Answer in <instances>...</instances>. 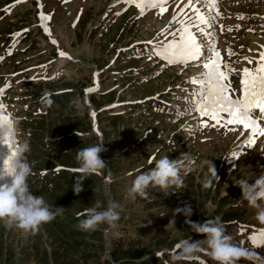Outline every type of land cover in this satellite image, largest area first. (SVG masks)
<instances>
[{
	"label": "rangeland",
	"instance_id": "rangeland-1",
	"mask_svg": "<svg viewBox=\"0 0 264 264\" xmlns=\"http://www.w3.org/2000/svg\"><path fill=\"white\" fill-rule=\"evenodd\" d=\"M185 4L176 3L163 13L146 9L141 14L135 4H126L124 0H0V40L4 45L0 55L4 54L1 52L5 45L14 48L0 60V87L8 82L7 88L0 92V105H3L0 127L14 124L16 133L14 145L0 143V184L10 182L2 173L4 160L15 147L27 143L30 150L25 155L32 166L28 177L30 191L42 195L54 213L57 207H63L35 234L0 223V234L15 259H20L19 264L43 263V253L52 251L47 232L63 237L57 227L81 230L78 218L96 200L116 202L119 219L108 231L104 225L93 232L82 231L88 239L73 254V264H125L115 258L123 249L132 247L154 250L131 264H172L167 256L175 243L182 238H198L184 224V217L173 211L185 204L192 207L193 221L219 217L242 248H249L244 244L247 235L243 234L264 233V225L257 223L254 210L241 199L239 189L234 186L237 179L246 175L255 179L264 174L263 138L248 146L244 142L249 137V129L222 126L208 117L199 118L196 113L186 112V105L180 101L181 94L190 90L188 81L199 78L204 69L202 66L200 69L169 68L157 57L160 46L171 42V33L178 30V25L170 22ZM197 7L205 11L204 5L198 3ZM255 9L256 12H251V24L256 32L248 41L259 34L258 25L264 27V0H259ZM42 14L47 23L41 22ZM260 35H264V29ZM242 39L245 43L247 37ZM203 43L206 50L207 45ZM242 44L230 43L234 53L226 67L230 75L239 76L238 72L244 68L254 70L260 53L264 52L253 51L257 47L254 44L250 53L256 55L255 62L235 61V51ZM146 46L150 50L146 51ZM63 93H67L66 97L57 105H39L45 96ZM224 119L226 115L222 116ZM66 126L70 129L68 132L58 133V128ZM36 128L64 135L68 140L80 135L81 142L70 147L71 157L66 162L76 157V149L104 143L101 158L105 168L98 175L87 176L89 185H82V189H90L88 203L79 207L71 200L62 199L63 205L57 206L49 198L72 190L74 183L62 174L50 177L58 166L48 168L56 160L45 142L31 136ZM239 149L243 151L239 153ZM165 155L182 161V187L166 192L149 188L146 198L132 200L128 189L135 176L154 167L155 161ZM65 158L60 161L64 168L75 167L63 163ZM210 165L215 167V176L209 171ZM33 179L37 183L41 179L54 182L48 189L39 190L33 186L37 184ZM72 195L75 194H67L74 199ZM170 220L174 223H169ZM248 242L264 253L263 245ZM202 254L207 255L197 254L187 264H205ZM206 264L213 262L208 260Z\"/></svg>",
	"mask_w": 264,
	"mask_h": 264
},
{
	"label": "clouds",
	"instance_id": "clouds-1",
	"mask_svg": "<svg viewBox=\"0 0 264 264\" xmlns=\"http://www.w3.org/2000/svg\"><path fill=\"white\" fill-rule=\"evenodd\" d=\"M0 143L8 146L16 143L14 124L6 123L0 127ZM103 145V142H99L77 152L76 171L82 177L98 175L105 168L106 164L101 158L105 151ZM29 150L27 143H21L3 162L2 173L10 182L0 184V223L14 225L24 233L35 234L42 225L51 222L63 207H57L54 213L42 195H34L30 191L28 177L32 174V166L25 155ZM181 165L180 160L169 159L167 155L161 157L155 161L154 167L135 176L128 189V196L132 200L137 197L146 198L149 188L162 192L173 187L180 189L183 184L180 176ZM209 171L213 176L216 175L214 165H210ZM234 186L239 189L241 199L254 210L257 223L264 225V174L255 179L246 175L237 179ZM204 187L207 188L208 183ZM72 191L79 195L82 191L81 183H75ZM118 207L111 200L106 203L96 200L91 207L85 209V218L79 222V228L85 232L96 231L101 225L105 226V231L114 228L119 219ZM173 211L184 217V224L198 238L179 239L169 256L172 264H187L200 253H206L213 264H264V254L252 248L238 246L219 217L203 222L193 221V210L189 204ZM169 223L174 221L170 220Z\"/></svg>",
	"mask_w": 264,
	"mask_h": 264
},
{
	"label": "snow or ice",
	"instance_id": "snow-or-ice-1",
	"mask_svg": "<svg viewBox=\"0 0 264 264\" xmlns=\"http://www.w3.org/2000/svg\"><path fill=\"white\" fill-rule=\"evenodd\" d=\"M170 2L171 0H124L126 4H135L141 14L146 9H158L163 13ZM199 2L200 0H187L184 8H180L179 13L172 16L170 23H176L178 30L171 33L172 41L166 45L162 44L156 54L170 65H187L189 62L201 59L205 47L203 40L198 39L197 34L207 40L211 54L202 63L204 71L199 78L188 81L198 85L200 90L193 91L190 98H185V104L188 105L185 111L197 113L201 117L207 116L222 126L237 125L249 129V137L244 143L251 146L255 142V136H264V128L255 118L258 113L259 119L264 120V52L260 53V59L256 62L257 66L254 70L243 69L240 76L242 98H233L228 91L230 87L228 72L221 70L220 56L215 50V42L209 30L214 19L211 15V5H214L215 0H205L206 12L197 7ZM44 19L42 15L41 20ZM60 55L63 56L64 53L61 52ZM224 67L226 68L227 65ZM2 107L3 105H0V108ZM223 115H226L224 120H222ZM235 155L234 152L233 156ZM250 239L254 246L264 245V233H261L259 238L252 236Z\"/></svg>",
	"mask_w": 264,
	"mask_h": 264
},
{
	"label": "trees",
	"instance_id": "trees-1",
	"mask_svg": "<svg viewBox=\"0 0 264 264\" xmlns=\"http://www.w3.org/2000/svg\"><path fill=\"white\" fill-rule=\"evenodd\" d=\"M69 130L70 129L67 126L66 128L60 127L58 128V133H60L61 131L68 132ZM64 157L66 158H65V162L63 161V163L78 167L76 160H72V162H66L70 158L69 156H64ZM61 159L60 161L62 162ZM78 182H80L81 185H89L90 180H88L87 178L86 179L81 178ZM89 191H90L89 188L82 189L80 195H82L84 199L82 197H78L79 195L77 196L72 195L74 199H71L72 197L67 196V194H69L70 192H73L72 190L66 191L65 193H61L59 195H54L50 197L48 196V197L52 198V200L55 201L54 204H57V206L63 205L62 199H68V200H71L72 202H75L74 203L75 206L80 207L84 205L85 202L88 203V198H90ZM224 200L226 201V197L223 198V201ZM84 218H85V214L80 216L78 220H82ZM57 228H58L59 233L64 234L63 237L65 238L61 237L60 235L55 237L54 234H52L50 231L47 232L50 238L51 245H52V251L50 253H45V252L43 253V263L41 264H48L49 261L52 262L51 264H73V261H74L72 260L73 254H75L76 251H78L81 246L85 245V242L87 241L85 238L88 239V235L82 232V230L71 231V230L65 229L64 227H57ZM66 238L69 240H67ZM155 249H160V247H156ZM152 250H154V248L153 249L147 248L145 249V251L141 249H137L136 247L128 248L126 250L123 249L122 251L118 253L115 259H117L116 261L120 263L131 264V262H134V260H137V258L143 257V255L145 256L147 253L151 252ZM169 256L170 255H168L167 257L169 258ZM203 258L207 261L209 260L208 256H204ZM19 261L20 259L18 261L17 259H15V254L12 253L10 249H8L6 240L3 239L2 234H0V264L6 263V262L8 264H19Z\"/></svg>",
	"mask_w": 264,
	"mask_h": 264
}]
</instances>
